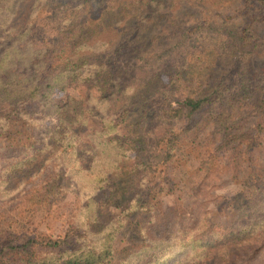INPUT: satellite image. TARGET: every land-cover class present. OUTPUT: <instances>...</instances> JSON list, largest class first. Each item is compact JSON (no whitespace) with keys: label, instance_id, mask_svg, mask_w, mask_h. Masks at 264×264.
I'll list each match as a JSON object with an SVG mask.
<instances>
[{"label":"trees","instance_id":"1","mask_svg":"<svg viewBox=\"0 0 264 264\" xmlns=\"http://www.w3.org/2000/svg\"><path fill=\"white\" fill-rule=\"evenodd\" d=\"M207 1L218 0H0V34L7 33L0 44V141L31 150L26 164L58 152L60 174L99 170L100 176L92 187L97 194L77 205L57 236L33 231L21 239L0 230V264H249L264 251V175L239 170L231 178L242 182L234 206L240 224L215 229L203 220L201 246L216 248L215 256L176 258V242L192 246L189 231L175 238L172 231L166 238L139 237L137 214L160 211L152 203L157 196L175 189L210 195L219 179L216 162L261 141L264 0H235L239 4L228 14ZM21 9L27 28L16 32L7 21ZM205 42L213 60L182 94L179 86ZM26 47L28 63L12 62L10 52ZM57 79L62 90L84 87L85 98L56 105L51 129L36 134L24 125L13 132L12 120L42 123L45 115L35 106L46 101ZM199 121L208 128L207 139L194 157H182V137ZM127 151L134 154L131 161L124 158ZM142 175L143 188L119 212L132 208L136 217L117 226L106 221L104 209L129 191V179L134 185ZM179 201L175 209L183 207ZM131 225L137 241L130 238L118 259L112 232Z\"/></svg>","mask_w":264,"mask_h":264},{"label":"rangeland","instance_id":"2","mask_svg":"<svg viewBox=\"0 0 264 264\" xmlns=\"http://www.w3.org/2000/svg\"><path fill=\"white\" fill-rule=\"evenodd\" d=\"M4 3L5 1L1 4L4 5ZM207 4L209 6L216 5L215 7L218 8L219 13L228 14L229 12L232 13L231 10L238 6L239 1L218 0L214 3L207 1ZM195 10L190 9L189 12ZM21 11L22 9L19 10V15L17 16L12 13L7 21L8 27H12L16 32L24 31L27 28V24L19 20L21 19ZM3 13L0 16V23L2 22ZM6 36L7 33L0 34V44L5 42ZM14 39L16 38L14 37L11 40ZM204 40H201L200 43ZM204 44L206 50L196 57V59H193L191 68L187 70L188 73H185L187 80L185 79L182 85L179 86L182 94L188 91V80H192L193 82L203 78L206 72L205 69H201L202 65L207 62L210 63L213 60L214 53L209 54L211 52L209 51L211 50L209 48L210 45L207 42ZM16 45L14 44L13 47H16ZM27 49V47L24 49L14 48L18 52H10L12 54L11 61L22 65L28 63L31 51ZM52 86L54 88H49L46 101L41 99L35 106L39 110V113L45 115L42 123L38 125L35 121L23 123L12 120L9 122V127L13 132H22L25 128L24 125L32 128L34 126L35 129L33 130L36 134H38L39 130L46 129L47 126L51 129L50 123L52 125V123L56 122L54 114L56 105H60L67 98L77 100L85 98L86 89L79 85L69 86L66 90H62L63 82L57 79L53 82ZM201 121L204 120L202 119ZM193 122H195V119L190 124ZM262 124L264 126V121ZM204 126L205 122L199 121L190 132L183 135L180 145L182 157H194L199 151L200 145L207 139L208 128ZM260 140V144L251 148L248 152L243 149H241V152H238L240 149L231 150L234 154H231L229 158L227 156L222 157L223 160L216 162L215 166L217 171H219V179L215 182L216 186L210 190V195L205 192L191 195V191L189 193L186 189L182 191L175 189V192H164L152 201L153 205L159 208L160 211L152 210L147 216L145 214H137L135 209L131 208V213L127 210L125 214L120 215L121 207L126 206L129 201L133 204L132 197L135 196L136 191L138 193V188H141L143 185L142 175L138 179H135L136 184L134 183V185L131 179H129L127 183L129 191L120 198H115L113 205H118L117 207L111 204L108 210L104 209L103 218L106 221L111 219L116 220L114 223L117 226V223L122 225L126 219H132L137 214V218L141 219L139 222H141L140 226L142 230L139 237L143 235L142 238L148 236L166 238L171 231L177 232L170 236L175 238L178 236V233L184 232L185 235V232L189 231L193 234L194 238L190 242L192 246H184L181 240L176 242L179 245L173 250V253L181 254L176 256V258L181 257L184 260L186 257L194 258V254L201 256L205 253L215 256L216 248L206 251L201 246L203 226L205 229L203 220L209 221L210 225H214L215 229L230 226L236 227L240 224L238 221H241V219L237 221L238 215L234 206L238 201L236 195L239 196L238 194L242 191V182H238L239 178L232 179L231 173L239 170L240 175H264V130L260 135ZM30 153L32 154L31 150L10 147L0 141V230L13 231L21 239L29 237L33 231L57 236L63 231L64 223L68 221L69 215L76 213L75 209L77 205L84 204L87 200V195L95 196L97 194L92 187L95 184V179H100L98 175L99 170L90 171L89 173L72 174L67 169L66 172L60 174L58 165L63 160L57 155L58 152L47 155L46 158L40 161L31 160L32 162L29 165L26 164L27 160L33 159ZM133 156L134 154L127 151L124 158L131 161ZM234 159L240 161L237 169L230 167L231 161ZM175 173L180 174L177 170H175ZM110 180L113 179L111 178ZM99 197L101 195H98ZM177 197H180L179 203L182 202L183 204L181 209H175ZM194 217L197 219L193 220ZM135 222L136 219L133 223ZM116 226L115 229L118 228L119 233L116 232L114 234L112 232V235H114L112 244L119 259L123 257L124 251L122 250L128 246V240L131 238L137 241V234L133 233L134 231L131 229L133 225L122 229ZM214 228L213 232L217 233ZM249 264H264V251L256 254Z\"/></svg>","mask_w":264,"mask_h":264}]
</instances>
